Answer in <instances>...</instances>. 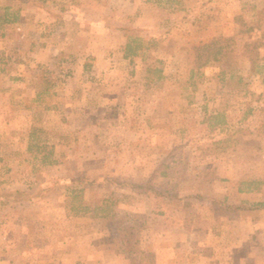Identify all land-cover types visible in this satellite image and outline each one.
<instances>
[{
    "label": "rangeland",
    "instance_id": "obj_1",
    "mask_svg": "<svg viewBox=\"0 0 264 264\" xmlns=\"http://www.w3.org/2000/svg\"><path fill=\"white\" fill-rule=\"evenodd\" d=\"M263 200L264 0H0V264H264Z\"/></svg>",
    "mask_w": 264,
    "mask_h": 264
},
{
    "label": "trees",
    "instance_id": "obj_2",
    "mask_svg": "<svg viewBox=\"0 0 264 264\" xmlns=\"http://www.w3.org/2000/svg\"><path fill=\"white\" fill-rule=\"evenodd\" d=\"M219 39H213L207 43H204L200 46H196L195 49L197 51V58L198 59H202V52H206L207 56L205 57L206 61L208 59H213V60H217L219 59L218 54L220 52L223 51L224 47L222 44H219ZM135 42V38H133L131 41L126 42L125 44V49H124V57H129L131 55H134L137 51V48H139L140 46L137 44H134ZM226 120L224 117H222L221 119L218 120V122L220 123H224ZM33 130H31L29 136H32L35 132V128H32ZM27 149L29 151H32L34 149V153H41L43 151L42 154V162L43 163H47V164H51V163H55L56 159L52 158L53 157V149L50 146L49 149L46 150L44 145H38L36 142L32 143L29 142L27 145ZM22 191V190H21ZM256 205L258 207H264V200L263 201H259L256 202Z\"/></svg>",
    "mask_w": 264,
    "mask_h": 264
}]
</instances>
